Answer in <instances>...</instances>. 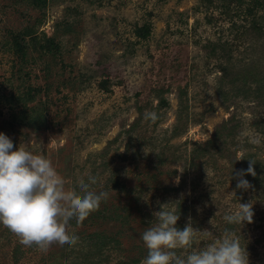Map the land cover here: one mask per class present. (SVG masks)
<instances>
[{
	"label": "rangeland",
	"instance_id": "374dc122",
	"mask_svg": "<svg viewBox=\"0 0 264 264\" xmlns=\"http://www.w3.org/2000/svg\"><path fill=\"white\" fill-rule=\"evenodd\" d=\"M0 131L109 194L47 254L0 225V264H141L165 203L192 250L228 230L264 264V0H0Z\"/></svg>",
	"mask_w": 264,
	"mask_h": 264
},
{
	"label": "clouds",
	"instance_id": "9594fccd",
	"mask_svg": "<svg viewBox=\"0 0 264 264\" xmlns=\"http://www.w3.org/2000/svg\"><path fill=\"white\" fill-rule=\"evenodd\" d=\"M144 118L155 122L158 115L155 111L146 112ZM241 158L246 157L241 154L238 159ZM253 162L249 159L248 168L236 173L241 177L237 188L250 187L243 175H256ZM95 183L96 177L89 175L87 181L81 179L78 188L69 193L49 158L25 146L14 147L12 140L0 131V225L14 233L22 245H36L43 254L57 246H73L78 236L71 232V226L83 222L108 198L107 191L92 190ZM252 216L251 204L239 203V208L223 219L241 227L243 222H251ZM178 219L179 213L168 203L155 212L156 222L141 234L147 250L141 264H249L245 245L228 230L222 239L192 250L200 230L190 224L181 229ZM204 235L211 232L205 230ZM178 249L182 254H178Z\"/></svg>",
	"mask_w": 264,
	"mask_h": 264
},
{
	"label": "trees",
	"instance_id": "16d2710c",
	"mask_svg": "<svg viewBox=\"0 0 264 264\" xmlns=\"http://www.w3.org/2000/svg\"><path fill=\"white\" fill-rule=\"evenodd\" d=\"M260 5L262 4L263 5V2L262 3H259ZM145 34V32L143 33V32H137V35L138 36H145L144 35ZM22 42H23V40H20V41H18V40H16V44H17V46L19 47V51L21 50L22 52H24L25 51V46H26V44L24 43V44H22ZM245 76V75H244ZM246 78V77H245Z\"/></svg>",
	"mask_w": 264,
	"mask_h": 264
}]
</instances>
